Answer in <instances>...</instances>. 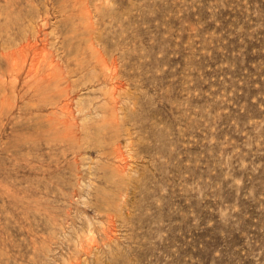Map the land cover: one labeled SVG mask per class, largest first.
I'll return each instance as SVG.
<instances>
[{
  "label": "rangeland",
  "instance_id": "374dc122",
  "mask_svg": "<svg viewBox=\"0 0 264 264\" xmlns=\"http://www.w3.org/2000/svg\"><path fill=\"white\" fill-rule=\"evenodd\" d=\"M0 68V264H264V0H0Z\"/></svg>",
  "mask_w": 264,
  "mask_h": 264
},
{
  "label": "bare ground",
  "instance_id": "6f19581e",
  "mask_svg": "<svg viewBox=\"0 0 264 264\" xmlns=\"http://www.w3.org/2000/svg\"><path fill=\"white\" fill-rule=\"evenodd\" d=\"M2 22H3V21H2ZM4 22H5V21H4ZM4 22H3V23H4ZM6 22H7V21H6ZM7 23H8V22H7ZM34 28H35V27H34ZM25 29H26V28H25ZM23 31H24V30H23ZM30 31H31V30H30ZM24 33H25V32H24ZM32 33H33V32H32ZM32 35H33V34H32ZM30 36H31V35H30ZM25 38H26V37H25ZM26 41H27V40H26ZM16 44H17V43H16ZM26 44H27V43H26ZM32 44H33V43H32ZM20 46H21V45H20ZM31 46H32V45H31ZM15 47H16V46H15ZM9 48H10V47H9ZM11 48H12V47H11ZM11 48H10V49H11ZM3 49H4V48H3ZM7 49H8V48H7ZM14 50H15V48H14ZM14 50H13V51H14ZM18 50H19V49H18ZM23 50H24V49H23ZM43 50H44V49H43ZM16 51H17V50H16ZM35 51H36V50H35ZM3 52H4V51H3ZM11 52H12V51H11ZM24 52H26V51H24ZM43 52H44V51H43ZM34 53H35V52H34ZM2 54L4 55L5 53H2ZM24 54H25V53H24ZM26 54H27V53H26ZM36 55H37V54H36ZM36 55H35V56H36ZM39 56H41V55H39ZM1 58H2V57H1ZM29 59H30V58H29ZM41 59H43V58H41ZM33 60H34V59H33ZM29 61H30V60H29ZM35 62H36V61H35ZM50 62H51V61H50ZM31 63H32V62H31ZM46 63H47V60H46ZM13 64H14V63H13ZM32 64H34V63H32ZM32 64H31V65H32ZM40 64H41V63H40ZM1 65H2V64H1ZM14 65H15V64H14ZM31 65H30V66H31ZM33 66H34V65H33ZM37 66H38V64H37ZM41 66H42V65H41ZM17 67L20 68V66H17ZM27 67H28V66H27ZM36 68H37V67H36ZM36 68H35L34 70H36ZM50 68H52V66H51ZM50 68H49V70H50ZM111 68H112V67H111ZM0 69H1V68H0ZM32 70H33V69H32ZM36 71H37V70H36ZM50 71H51V70H50ZM52 71H53V70H52ZM0 72H1V71H0ZM27 73H29V72H27ZM49 73H50V72H49ZM51 74H53V73L51 72ZM51 74H49L50 76H49V75H48V76L51 77ZM23 75H24V74H23ZM27 75H28V74H27ZM30 75H32V74H30ZM0 76H1V75H0ZM28 76H29V75H28ZM46 76H47V75H46ZM60 76H61V75H60ZM36 77H37V76H36ZM11 78H12V77H11ZM25 78H26V77H25ZM51 78H52V77H51ZM0 80H1V79H0ZM4 82H5V81H4ZM0 83H1V82H0ZM32 83H33V82H32ZM46 83H47V82H46ZM46 83H45V84H46ZM47 84H48V83H47ZM2 86H3V84H2ZM7 86H8V85H7ZM46 86H47V85H46ZM44 87H45V86H44ZM0 88H1V87H0ZM13 88H14V87H13ZM45 88H46V87H45ZM11 89H12V88H11ZM3 90H4V89H3ZM13 92H14V90H13ZM22 92H23V91H22ZM11 94H12V92H11ZM11 94H10V95H11ZM4 95H5V94H4ZM14 96H15V95H14ZM11 97H12V96H11ZM1 98H2V97H1ZM4 99H5V98H4ZM3 101H4V100H3ZM11 104H12V103H11ZM1 105H2V103H1ZM1 105H0V106H1ZM61 105H62V104H61ZM8 106H9V105H8ZM10 106H11V105H10ZM67 106H68V105H67ZM60 108H61V107H60ZM61 110H62V109H61ZM61 110H60V111H61ZM68 111H69V110H68ZM7 112H8V111H7ZM70 112H71V110H70ZM60 113H61V112H60ZM67 113H68V112H67ZM64 114H65V113H64ZM62 115H63V114H62ZM70 115H71V114H70ZM70 115H69V116H70ZM64 116H65V115H64ZM64 116H63V117H64ZM65 117H66V116H65ZM66 118H67V117H66ZM69 119H71V118H69ZM60 122H61V121H60ZM63 122H66V121L63 120ZM93 240H94V239H93ZM93 259H94V258H93ZM90 262H91V261H90ZM87 263H88V262H87ZM115 263H116V262H115Z\"/></svg>",
  "mask_w": 264,
  "mask_h": 264
}]
</instances>
